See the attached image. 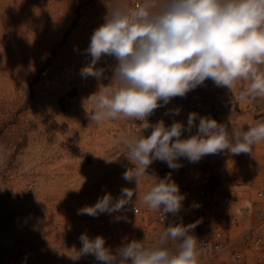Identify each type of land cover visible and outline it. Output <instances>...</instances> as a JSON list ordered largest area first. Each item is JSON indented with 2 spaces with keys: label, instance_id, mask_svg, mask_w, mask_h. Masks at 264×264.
Returning a JSON list of instances; mask_svg holds the SVG:
<instances>
[{
  "label": "rangeland",
  "instance_id": "1",
  "mask_svg": "<svg viewBox=\"0 0 264 264\" xmlns=\"http://www.w3.org/2000/svg\"><path fill=\"white\" fill-rule=\"evenodd\" d=\"M135 1L119 0L128 8H134ZM113 2L0 0V264H101L91 255L71 258L82 247L83 233L102 236L113 252L132 240L155 245L170 223H196L194 230L212 238L201 211L193 207L195 201L217 210L215 203L226 200L237 212L254 202L264 186L261 141L250 153L224 150L198 163L181 158L182 167L166 174L185 196L181 212L169 223L135 201V193L133 202L142 207L139 214L132 212L134 204L112 215L78 214L106 193L118 198L122 188H136L135 182L122 178L131 168L124 141L139 138L141 122L117 119L97 124L86 113L94 110L91 95L116 86L112 77L117 62L103 56L96 64L103 70L99 80L80 75L91 61L86 53L90 38L105 23L106 4L111 7ZM246 88V81H238L232 93L209 79L186 96L202 99L212 119L231 134L264 123V98L246 103L237 99ZM140 180L142 197L154 180ZM246 224L241 219L233 228L241 230ZM169 248L177 250V242H169ZM197 249L198 264H264V242L247 247L241 260L227 248Z\"/></svg>",
  "mask_w": 264,
  "mask_h": 264
},
{
  "label": "clouds",
  "instance_id": "2",
  "mask_svg": "<svg viewBox=\"0 0 264 264\" xmlns=\"http://www.w3.org/2000/svg\"><path fill=\"white\" fill-rule=\"evenodd\" d=\"M106 7L105 23L94 30L86 49L91 61L81 68L80 75L99 80L103 70L96 64L103 56H111L117 62L112 77L116 86L100 88L88 98L94 110H86L87 116L97 124L136 120L144 129L153 130L147 137L124 141L126 158L134 167L122 178L135 182L136 188H122L118 198L106 193L78 214L112 215L129 204H134L136 211L135 193V201L165 220L168 214L176 216L181 211L185 196L171 174L163 179L150 176L153 186L139 195L140 178L149 176L146 170L154 161L176 170L182 167L178 163L181 158L198 163L224 150L234 155L250 153L252 146L264 141V123L229 134L215 119L190 113L187 129L196 127L197 134L181 139L186 127L182 122L166 127L163 120L150 125L147 118L172 98L186 96L209 79L232 93L238 81H246L247 88L237 97L241 103L264 98V0H140L134 8L114 0ZM173 114L178 115L179 110ZM196 226L170 223L155 245L132 240L115 252L105 246L102 236L89 238L83 233L82 247L71 258L91 255L101 264H198L197 240L192 235ZM169 242H177L175 252Z\"/></svg>",
  "mask_w": 264,
  "mask_h": 264
},
{
  "label": "built area",
  "instance_id": "3",
  "mask_svg": "<svg viewBox=\"0 0 264 264\" xmlns=\"http://www.w3.org/2000/svg\"><path fill=\"white\" fill-rule=\"evenodd\" d=\"M140 1H135L133 6ZM176 110H179V114H173ZM190 113L198 114V117H210L212 118L211 109H206V103L199 98L194 97H174L166 106L158 107L154 112L147 118V122L150 125H154L157 122L163 120L165 126H171L173 122H182L186 127L185 131L181 135V139H186L191 135L197 134V128L192 127L189 131L187 129V122ZM199 124V119L195 121ZM141 134L142 136H149L152 132V127L144 129V125L141 123ZM128 149L125 154H127ZM130 163V162H129ZM131 168L134 167L130 163ZM150 177L155 176L159 179H163L166 174L170 171V168L165 162L156 160L146 170ZM153 179L152 177H150ZM203 194L205 190L201 191ZM191 191L187 190L186 195H190ZM212 204L213 200H208ZM195 204L199 205L201 211L200 216L205 218L203 224L210 228L212 238L208 235H201L197 230L192 231V235L196 237L197 246L202 248L210 249L214 252L220 251L223 248H227L235 259L241 260L245 257L247 247H259L264 242V186L258 188L256 192V199L254 202L243 206L234 212L228 201L215 203L217 210H212L207 207L201 200H196ZM134 206V205H133ZM134 214H139L142 211V207L136 204V211L133 210ZM156 212V211H155ZM181 212V211H180ZM156 216L159 221L169 223L174 219L172 214L167 215V219L163 220L162 217L156 212ZM241 219H246L247 224L244 225L241 230H236L233 225H238ZM209 230V229H208ZM175 252L176 250H172Z\"/></svg>",
  "mask_w": 264,
  "mask_h": 264
}]
</instances>
